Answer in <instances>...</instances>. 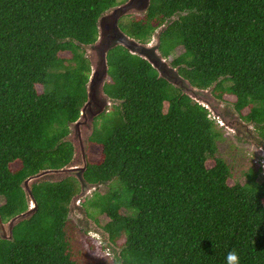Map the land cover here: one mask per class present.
<instances>
[{"label": "trees", "instance_id": "16d2710c", "mask_svg": "<svg viewBox=\"0 0 264 264\" xmlns=\"http://www.w3.org/2000/svg\"><path fill=\"white\" fill-rule=\"evenodd\" d=\"M121 2L0 0L3 221L27 209L25 178L73 158L66 137L91 72L81 44L96 41L99 17ZM161 25L160 50L179 73L200 88L215 83L218 98L233 96L231 108L264 139V0H150L145 15L120 20L140 41ZM107 61L113 102L94 121L84 177L110 188L81 211L96 224L97 214L109 217L101 234L113 264H228L229 252L239 264H264L261 170L229 184L232 168L216 156L224 132L208 109L123 46ZM79 191L73 176L34 183L38 207L11 239L0 237V264H93L69 219Z\"/></svg>", "mask_w": 264, "mask_h": 264}, {"label": "water", "instance_id": "95a60500", "mask_svg": "<svg viewBox=\"0 0 264 264\" xmlns=\"http://www.w3.org/2000/svg\"><path fill=\"white\" fill-rule=\"evenodd\" d=\"M149 6L150 0H125L109 8L98 19L96 41L90 44H81L85 49V55L90 60L91 72L86 83L87 98L80 107L79 117L69 124L70 132L66 137L73 145V158L60 168L40 170L22 181L21 186L25 192L28 207L7 221H3L0 215V237L11 239L14 226L31 217L36 211L38 205L32 193L34 183L44 180L59 181L69 176L75 177L79 182L80 191L72 197L70 209L74 203H80L82 198L101 186L100 183L87 181L84 172L88 163L87 149L94 130V121L113 102V99L105 93V84L109 78L107 55L110 49L118 45L147 60L157 70L160 77L179 88L193 101L207 108L210 115L220 120L222 126L238 134L242 133L249 139L252 138L250 140L264 153V139L254 131L252 122L244 121L238 112L216 97L214 94L215 83L207 88L192 85L187 78L179 73L178 66H173L169 59L162 54L160 45L161 34L165 29L164 25L159 26L148 41H140L122 30L120 20L123 17L127 15L143 16Z\"/></svg>", "mask_w": 264, "mask_h": 264}, {"label": "rangeland", "instance_id": "374dc122", "mask_svg": "<svg viewBox=\"0 0 264 264\" xmlns=\"http://www.w3.org/2000/svg\"><path fill=\"white\" fill-rule=\"evenodd\" d=\"M118 1L124 2L125 0ZM183 51L184 48L179 46L176 48L174 53L179 55ZM225 98L228 99V101L221 98L219 99L224 101L227 106L231 107V102L229 100L234 99V97L226 95ZM211 117L214 118L213 115H211ZM214 119L217 120L219 126L222 127V131L224 132L223 138L218 143L219 148L216 156L224 158L232 168V176L228 180L229 184L232 185L236 182H240L242 184L246 183L247 176L245 175V172L248 169H260L261 173L258 175V180L261 181L264 176V153L260 150L259 146L255 145L254 142L247 138L244 134H238L235 131L222 126L218 118ZM96 154L97 152L94 150L88 152L90 161H94ZM213 164L214 160L209 158L207 165L212 166ZM18 166L19 163L14 164V167ZM109 188V184L99 186L96 190L82 198L80 203H74L71 207V213L69 215L72 233L76 235L77 243L84 249L89 257V261L92 263L93 260V264H113L114 262V254L103 246L104 243L101 234L102 230L98 231L99 233L93 231L98 228L102 229V226L109 221V217L103 213L97 214L99 223L96 224L91 218H88L86 214L82 213V203L85 199L91 198L95 191L104 194L109 191ZM3 202L4 198L0 196V204ZM121 212L128 213V210L123 207ZM121 241L122 240H119V242Z\"/></svg>", "mask_w": 264, "mask_h": 264}, {"label": "clouds", "instance_id": "9594fccd", "mask_svg": "<svg viewBox=\"0 0 264 264\" xmlns=\"http://www.w3.org/2000/svg\"><path fill=\"white\" fill-rule=\"evenodd\" d=\"M226 259L228 264H239V259L235 252H229Z\"/></svg>", "mask_w": 264, "mask_h": 264}, {"label": "flooded vegetation", "instance_id": "af4514ba", "mask_svg": "<svg viewBox=\"0 0 264 264\" xmlns=\"http://www.w3.org/2000/svg\"><path fill=\"white\" fill-rule=\"evenodd\" d=\"M250 139H252V138H250ZM101 230H102V229H99V228H98L97 230L94 229L93 231L96 232V233H99L98 231H101Z\"/></svg>", "mask_w": 264, "mask_h": 264}]
</instances>
